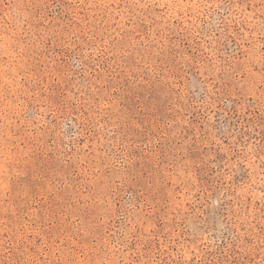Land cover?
Listing matches in <instances>:
<instances>
[{"label":"rangeland","instance_id":"1","mask_svg":"<svg viewBox=\"0 0 264 264\" xmlns=\"http://www.w3.org/2000/svg\"><path fill=\"white\" fill-rule=\"evenodd\" d=\"M0 264H264V0H0Z\"/></svg>","mask_w":264,"mask_h":264}]
</instances>
